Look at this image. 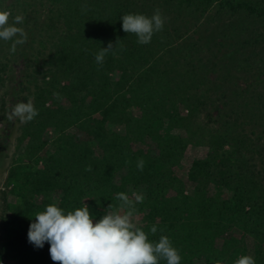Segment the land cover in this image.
I'll use <instances>...</instances> for the list:
<instances>
[{
    "label": "trees",
    "instance_id": "16d2710c",
    "mask_svg": "<svg viewBox=\"0 0 264 264\" xmlns=\"http://www.w3.org/2000/svg\"><path fill=\"white\" fill-rule=\"evenodd\" d=\"M157 8L165 23L149 44H139L135 34L123 31V15L151 17ZM0 9L11 12L9 23L16 15L25 17L16 26L28 35L14 54L13 41L0 40V86L10 66L22 61L24 83L32 85L28 95L39 113L21 127L19 142L27 140L25 160L7 176L18 205L3 222L5 253L16 264H57L47 242L37 248L28 241L29 225L47 205L74 211L86 204L98 221L109 205L113 210L120 205L117 193L133 198L128 188L139 186L145 187V195L135 205L144 213L138 227L150 242L169 237L181 264H235L246 255L243 240L231 237L220 248L214 244L233 227L264 241V0H0ZM210 10L231 26L217 38H198L207 50L200 58L194 54L199 43L192 47L187 33H204L205 23L195 22L189 31V19ZM33 24L37 26L31 28ZM109 42L114 49L98 65L95 55ZM113 68L119 72L116 82L109 77ZM236 72L250 79V102L244 104L252 111V129L234 136L233 130L243 125L234 110L243 94ZM62 80L68 83L60 85ZM53 92L68 107L61 99L46 107ZM180 106L188 109L186 117L180 116ZM197 113L204 115L203 126H215L201 135L212 154L190 163L185 178L194 190L187 196L176 171L187 144L201 134V127L189 131ZM71 127L73 135L62 134ZM49 129L58 134L52 151L41 156V137ZM141 158L142 171L137 168ZM89 165L92 171L85 170ZM209 188L214 191L210 197ZM170 190L175 195L168 196ZM54 194L58 200L50 198ZM35 195L48 198L47 204L35 205ZM263 256L256 244L252 257L262 264Z\"/></svg>",
    "mask_w": 264,
    "mask_h": 264
},
{
    "label": "clouds",
    "instance_id": "9594fccd",
    "mask_svg": "<svg viewBox=\"0 0 264 264\" xmlns=\"http://www.w3.org/2000/svg\"><path fill=\"white\" fill-rule=\"evenodd\" d=\"M87 10V5L82 6ZM11 12L0 9V40L13 41L10 51L14 54L18 45L26 44L27 32L16 25L23 24L25 17L16 15L9 23ZM122 28L126 33L137 36V42L147 45L155 33L163 30L165 18L157 8L151 17L143 14H125ZM114 49L109 42L96 55L95 61L102 65L108 52ZM55 99H61L58 92H53ZM32 99L19 101L11 107L8 120L19 119L22 124L31 122L38 116ZM143 159H139L137 168L143 170ZM86 171H92L89 165ZM116 199L120 205L113 210L112 205L98 221H93L86 204L74 211H65L56 203L49 204L43 211L35 214L34 222L29 225L28 241L37 248H43L45 242L50 245L49 254L57 264H181V255L169 237L161 236L158 242H150L144 230L134 220L136 203L143 197L133 193V198L121 192ZM157 228L153 226L151 233ZM215 264H220L216 261ZM235 264H256L249 255L239 257Z\"/></svg>",
    "mask_w": 264,
    "mask_h": 264
},
{
    "label": "rangeland",
    "instance_id": "374dc122",
    "mask_svg": "<svg viewBox=\"0 0 264 264\" xmlns=\"http://www.w3.org/2000/svg\"><path fill=\"white\" fill-rule=\"evenodd\" d=\"M213 10H210L208 13L200 17L194 18L195 21L190 20L191 18L189 19V23H191L189 24L190 26L189 31L192 30V26L195 22H201V24L205 23L204 33H202L201 31L197 32V34H194L192 32L187 33L190 37L189 42H191L189 44H191L192 47H193V42L199 43V46H197L198 51H195L194 54L200 58L204 56L207 50L202 46L198 38H202L203 36L209 38H217L216 35L220 33V31H222L223 28L225 29V27L231 26L228 25L230 23L228 19L213 15L214 14ZM38 13H41V19H42L44 17V13L42 9L39 8ZM235 21L238 22V20ZM39 23L40 21L38 20V24ZM233 24H235V22H233ZM34 26L37 25L33 24L31 25V28H33ZM189 47L191 46L188 45V48ZM162 59L164 61L165 58ZM222 63H227V62H222ZM228 64L231 63L228 62L226 65ZM24 73H25L24 63L22 61L15 62L6 71L5 73L6 77L4 78V85L0 86V264H16L17 262L16 258L13 255L5 253L6 251L5 245L7 238L4 233L3 222L6 219H9L11 215V207L18 205L17 199L11 194L12 185L8 182L7 176L9 171L13 168L14 165L20 164L21 160L23 161L25 160L24 151L27 144V140H25L22 143L19 142L22 133L21 127L26 123L22 124L19 121V119L9 121L8 113L10 112L11 107L13 105H15L19 101L25 102L26 98L28 100L29 98H31L34 104L33 98L28 95V92L32 90V85H27L24 83L25 81ZM236 73L238 74L237 86L238 89L240 88L243 89V94L241 95V97L236 99L237 105L235 106L234 110L237 111L238 116L242 115L241 119L239 120V124L241 123L243 125L237 128L236 133L233 130L234 136L235 134L241 135V133L248 134L252 129V123L251 124L248 123V120L250 118L249 115L252 114V111H250V108L244 104V103L249 104L250 102L251 92L249 91L251 89H247L248 84H250V79L247 76H245L244 73L241 72H240L241 74L238 72ZM109 77L111 82H116L119 78V72L113 68L111 70V73H109ZM20 82L24 83V85L21 86ZM67 83H68L67 80H62L60 82V85H65ZM24 87L29 90L26 91ZM232 97L231 99H233ZM54 101L55 98L53 97V94H51L49 101H47L46 103V107L52 105ZM60 103L64 107H68V103L65 99H61ZM133 113L136 115L137 111L134 109ZM179 114L182 117H186L187 114H189L188 109L185 108L184 106H180ZM191 118L192 119L189 123V131H196L198 127H201V134L194 136V138L191 139L192 141L187 144V148L181 160L180 167L176 171L177 176L182 180L181 190L183 194L187 196L193 195L194 185L185 178V173L188 167L190 166V163L193 160L206 159L212 154V151L208 148L207 139H202L203 137L201 138V135L204 134L206 136V133L209 130V128L215 127L213 124H210L209 126L207 125L206 127L203 126L205 121H204V115L202 113H197L195 115H192ZM115 130L116 132L118 131V129ZM75 132H76L75 128L71 127L69 129L62 131V134L68 136V135H73ZM181 133L183 138L186 140L187 137H185L186 136L185 132H181ZM57 134L58 133L52 129H49L43 133L41 137V141L45 143V147L43 151L40 153L41 156H45L52 151V141L56 138ZM232 144H236V141ZM223 150L228 151L230 150V148L228 146H224ZM94 152L96 157H99L101 155L100 150L98 149H95ZM118 179H119V175L117 176L116 180L118 181ZM207 192H208L207 195L209 197L214 195V191L211 188H209ZM128 193L131 197H133V193L143 196L145 195V187L139 186L136 189L128 188ZM167 195L173 196L175 195V192L173 190H170L167 193ZM228 196L229 195L225 192L224 198H228ZM50 198L52 200H58L59 195L54 194L50 196ZM47 202H48V198L46 197L36 196V195L33 197V203L39 207L40 206L44 207L47 204ZM106 213L100 212L101 216L105 215ZM143 216H144L143 212H136L134 220L137 223V226L142 224ZM231 237L239 240H243L245 245L246 255L249 256L253 255V250L255 249L256 244L260 245V248L264 253V241L260 243L254 241V239L251 236L247 235L242 230L241 227H233L225 230L223 234L215 240L214 244L216 245V248H220L223 241L229 240ZM197 264H204V263L200 262ZM220 264L223 263L220 262Z\"/></svg>",
    "mask_w": 264,
    "mask_h": 264
}]
</instances>
